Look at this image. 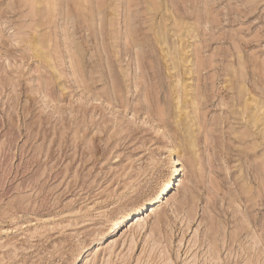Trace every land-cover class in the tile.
<instances>
[{
	"label": "rangeland",
	"instance_id": "obj_1",
	"mask_svg": "<svg viewBox=\"0 0 264 264\" xmlns=\"http://www.w3.org/2000/svg\"><path fill=\"white\" fill-rule=\"evenodd\" d=\"M0 264H264V0H0Z\"/></svg>",
	"mask_w": 264,
	"mask_h": 264
},
{
	"label": "bare ground",
	"instance_id": "obj_2",
	"mask_svg": "<svg viewBox=\"0 0 264 264\" xmlns=\"http://www.w3.org/2000/svg\"><path fill=\"white\" fill-rule=\"evenodd\" d=\"M182 171H183V169H181L180 166H176L173 170V174H174L173 177H171L169 180L165 181V183L159 189L156 196H154L152 198H148L142 204H140L137 208L133 209L132 211H130L125 216L119 217V219L113 221L112 226L110 227L108 234H106L105 236L108 237V236L115 235L120 226L124 225L127 222L134 220V218L137 215L142 214L144 211L150 209L151 207L161 205L166 198L164 194L166 192H168V190L170 188H172V187L175 188V186L179 184V182H180L179 175Z\"/></svg>",
	"mask_w": 264,
	"mask_h": 264
}]
</instances>
